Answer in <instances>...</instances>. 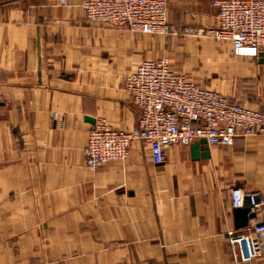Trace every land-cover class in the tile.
I'll use <instances>...</instances> for the list:
<instances>
[{"label":"crops","instance_id":"obj_1","mask_svg":"<svg viewBox=\"0 0 264 264\" xmlns=\"http://www.w3.org/2000/svg\"><path fill=\"white\" fill-rule=\"evenodd\" d=\"M67 1L0 0V264H238L231 190L264 198V135L200 145L198 157L199 141L172 147L162 165L136 141L126 161L91 170L84 149L101 121L137 127L125 80L142 61L168 57L193 83L264 112V56L91 24L82 0ZM216 1L168 0V22L213 28ZM261 223L264 211L248 226Z\"/></svg>","mask_w":264,"mask_h":264},{"label":"built area","instance_id":"obj_2","mask_svg":"<svg viewBox=\"0 0 264 264\" xmlns=\"http://www.w3.org/2000/svg\"><path fill=\"white\" fill-rule=\"evenodd\" d=\"M67 5V0H60ZM213 28H178L168 22V0H82L81 10L91 24H106L150 35L210 38L231 45L237 58H254L264 50V0H217ZM125 89L140 111L131 131L101 121L90 131L84 149L88 169L124 162L136 141L148 146L156 165L166 162L172 147H189L206 140L210 147L232 146L237 137L264 135V112L234 103L210 88L197 85L171 68L170 59L142 61L127 76ZM232 206L248 203L257 214L264 198L241 188L231 190ZM234 261L252 263L264 257V223L228 232Z\"/></svg>","mask_w":264,"mask_h":264},{"label":"water","instance_id":"obj_3","mask_svg":"<svg viewBox=\"0 0 264 264\" xmlns=\"http://www.w3.org/2000/svg\"><path fill=\"white\" fill-rule=\"evenodd\" d=\"M264 54L260 53L259 57L263 58ZM203 145L207 146L206 140H200L195 144L193 148V156L198 157V146ZM210 154L208 151H205L202 154V158H209ZM257 217V213L251 210L250 205L247 203L244 208L235 209L234 210V220L235 226L237 229H244L249 225L250 220L255 219Z\"/></svg>","mask_w":264,"mask_h":264},{"label":"rangeland","instance_id":"obj_4","mask_svg":"<svg viewBox=\"0 0 264 264\" xmlns=\"http://www.w3.org/2000/svg\"><path fill=\"white\" fill-rule=\"evenodd\" d=\"M200 38H202V37H200ZM205 39L210 40V42H216V41H214V40H212L210 38H205ZM216 43H219V42H216Z\"/></svg>","mask_w":264,"mask_h":264}]
</instances>
